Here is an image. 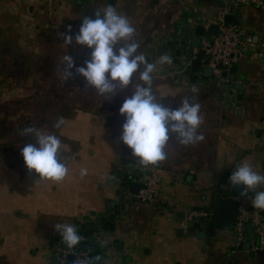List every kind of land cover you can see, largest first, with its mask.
Listing matches in <instances>:
<instances>
[{
  "label": "crops",
  "instance_id": "crops-1",
  "mask_svg": "<svg viewBox=\"0 0 264 264\" xmlns=\"http://www.w3.org/2000/svg\"><path fill=\"white\" fill-rule=\"evenodd\" d=\"M108 4L129 18L149 62L170 57L154 70L158 101L175 108L191 97L201 106L204 139L184 146L171 137L157 165H140L119 140L118 108L131 85L106 99L74 68L67 80L61 72L65 54L82 65L89 50L64 46L58 34L67 24L75 33L84 15ZM221 22L238 26L243 53L233 73L215 79L202 71L205 55L195 73L183 53L196 52L193 43L211 26L219 33ZM26 126L60 137L63 181L26 170L20 148L35 143ZM241 162L264 174V9L241 0H0V264H73L66 256L83 246L102 264H264L254 234L240 241L211 218L183 225L189 214L211 212L218 195H254L228 183ZM150 177L158 197L140 203L131 186ZM56 223L75 224L80 245L63 250Z\"/></svg>",
  "mask_w": 264,
  "mask_h": 264
},
{
  "label": "clouds",
  "instance_id": "clouds-1",
  "mask_svg": "<svg viewBox=\"0 0 264 264\" xmlns=\"http://www.w3.org/2000/svg\"><path fill=\"white\" fill-rule=\"evenodd\" d=\"M64 46L75 43L87 48L88 54L82 65H75L71 55L63 56L61 69L67 80L75 73L98 94L111 98L119 89L132 86L118 108L123 117L119 140L130 154L144 167L157 165L167 158L165 148L171 137L179 145H190L202 141L199 132L202 122L200 103L191 97L180 100L173 108L159 102L153 91L154 70L159 65L171 63L168 55H160L156 63L149 62L139 50L141 44L136 38V29L126 15L108 4L102 12L96 11L92 17L84 15L75 33L67 24L65 31L58 34ZM135 80V82H134ZM63 118L56 120L53 128H59ZM25 136H31L35 143H27L20 148L23 165L37 178L59 183L68 174V166L61 159L62 141L50 131L39 132L33 126L23 128ZM87 168H81V178L87 175ZM228 183L239 187L241 195L254 191L250 204L254 209L264 211V190L256 191L264 185V174L254 170L248 162H241L228 176ZM53 231L66 249L80 245L82 237L75 224L56 223ZM98 257H92L88 264H95ZM80 264H85L81 261Z\"/></svg>",
  "mask_w": 264,
  "mask_h": 264
},
{
  "label": "built area",
  "instance_id": "built-area-1",
  "mask_svg": "<svg viewBox=\"0 0 264 264\" xmlns=\"http://www.w3.org/2000/svg\"><path fill=\"white\" fill-rule=\"evenodd\" d=\"M242 3L253 5L264 9V0H241ZM241 32L238 26L226 25L223 22L219 24V33L213 36L205 35L202 38V50L208 59L207 66L211 70L213 78L219 79L223 71H229L234 67L238 59L242 56L243 43L240 40ZM159 184L156 177L146 179L137 195L136 200L140 203H152L158 197ZM252 197H241L237 202V214L235 217L234 231L238 240L243 241L254 234L259 240V247L264 249V211L254 209L250 200ZM210 212H198L189 214L185 223L194 220H209ZM73 256V264H80L81 261L88 264L91 260V254L88 251L75 249L70 253ZM63 259V258H62ZM63 260L60 264H63Z\"/></svg>",
  "mask_w": 264,
  "mask_h": 264
},
{
  "label": "water",
  "instance_id": "water-1",
  "mask_svg": "<svg viewBox=\"0 0 264 264\" xmlns=\"http://www.w3.org/2000/svg\"><path fill=\"white\" fill-rule=\"evenodd\" d=\"M224 20L227 21V16H225ZM203 28H201V32L198 34L200 36H203ZM218 30L217 26H211L208 29V32L206 33V35L209 36H213L216 35ZM181 45H185V42H182ZM193 47L198 48V50L196 52L193 51H187L183 53V57L185 59H189L191 60L189 67L191 70H193L195 73H198L200 70V61L199 59L202 58V56L204 55L203 50H202V46H201V39H197V42L193 43ZM177 56H180V52H176ZM207 61L208 59L205 58V60L203 61L204 64L207 65ZM183 68V66H182ZM185 70H188V68H184ZM203 73L206 74L207 77H211L212 76V72L209 68H206L204 70H202ZM234 69H230L228 72L227 71H223L221 73V77L222 78H226L228 76V73H233ZM134 190H133V194L137 195L138 190L140 188V185H134L131 186ZM131 188V190H132ZM233 196L236 197H240L241 195H236L234 194ZM211 223L215 226H220V227H225V228H233L234 224H235V217L237 214V202L233 199L230 198H226L223 196L218 195L217 197H215L213 199L212 202V208H211ZM65 251H67L68 249H66L64 247ZM82 251H86L87 247L83 246L81 248ZM66 259H68L69 261L73 260V256L71 254H68L66 256ZM95 264H102V262L100 261H95Z\"/></svg>",
  "mask_w": 264,
  "mask_h": 264
},
{
  "label": "trees",
  "instance_id": "trees-1",
  "mask_svg": "<svg viewBox=\"0 0 264 264\" xmlns=\"http://www.w3.org/2000/svg\"><path fill=\"white\" fill-rule=\"evenodd\" d=\"M29 121H30L29 118H27V122H29ZM32 121H33V120H32ZM32 121H31V122H32ZM31 122H30V123H31ZM209 223H210V222H209ZM91 257H92V255H91Z\"/></svg>",
  "mask_w": 264,
  "mask_h": 264
}]
</instances>
